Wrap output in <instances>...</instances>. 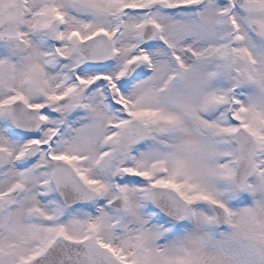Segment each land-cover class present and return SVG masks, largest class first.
<instances>
[{
    "label": "snow or ice",
    "instance_id": "6c2138e0",
    "mask_svg": "<svg viewBox=\"0 0 264 264\" xmlns=\"http://www.w3.org/2000/svg\"><path fill=\"white\" fill-rule=\"evenodd\" d=\"M0 264H264V0H0Z\"/></svg>",
    "mask_w": 264,
    "mask_h": 264
}]
</instances>
